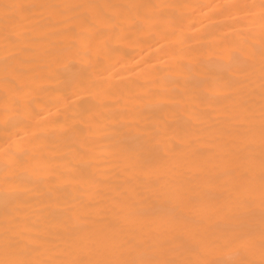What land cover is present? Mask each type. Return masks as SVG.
Wrapping results in <instances>:
<instances>
[{
    "label": "bare ground",
    "instance_id": "obj_1",
    "mask_svg": "<svg viewBox=\"0 0 264 264\" xmlns=\"http://www.w3.org/2000/svg\"><path fill=\"white\" fill-rule=\"evenodd\" d=\"M259 2L0 0V32L5 4L36 5L13 10L15 45L0 39V96L11 78L30 99L8 123L0 113V238L5 190L13 188L12 225L25 242L43 238V257L65 247L67 221L99 242L136 237L148 253L195 258L192 232L211 241L229 222L201 212L186 224L191 210L171 200L161 212L157 192L188 188L223 203L249 129L258 175L259 21L219 6ZM133 4L164 7L144 20L125 7ZM117 13L110 28L97 22ZM237 48L241 57L256 52L246 71L243 60L229 59ZM18 147L27 149L23 159L6 166Z\"/></svg>",
    "mask_w": 264,
    "mask_h": 264
},
{
    "label": "snow or ice",
    "instance_id": "obj_2",
    "mask_svg": "<svg viewBox=\"0 0 264 264\" xmlns=\"http://www.w3.org/2000/svg\"><path fill=\"white\" fill-rule=\"evenodd\" d=\"M3 7L5 9L4 24L0 39L6 45H15L20 38V33L16 30L17 16L14 15L13 10L19 13L36 7V5L5 4ZM125 7L135 10L133 13L135 19L147 20L149 10L155 11L164 6L133 4ZM219 7L226 12H244L253 22L257 19L259 21L261 68L259 143L261 152L258 175L255 157L251 151L255 144V133L249 129L242 142V147L246 150L241 157L243 163L230 170L236 182L232 185L223 203H209L210 192L181 187L162 188L158 190L157 195L162 200L161 212L167 209L171 200H176L189 208L192 214L181 218L186 224L194 222L201 212H206L211 217L228 221V227L211 241L202 238L201 231L203 230L192 232L189 250L195 258L171 259L156 252L148 253L144 250L143 242L136 237H129L119 243L99 242L90 235L78 234L76 229L65 221L62 232V234H68L65 247L54 250L53 256L43 257V238H40V241L33 239L25 242L26 235L12 225L16 216L14 215V201L9 197L15 189L8 188L5 190L6 226L0 238V264H264V0H260L258 5L255 3H224ZM256 8L259 9L258 14L250 11ZM119 15L122 14L98 16L97 22L104 28H110ZM98 43L102 48L104 41L100 40ZM245 52H248L247 57H241L237 48L229 57L230 60L234 58L243 60L245 67L241 71L247 70L256 55L254 48L245 49ZM29 104L30 99L24 93L23 87L15 79L6 78L4 94L0 96V113L3 114L4 122L8 123L21 109L26 110ZM249 119L251 120V117ZM26 151V148L18 147L12 154L15 159L7 161L6 166L23 159ZM208 183L214 184L215 179L210 178ZM120 204L122 208L127 209L128 216L135 214L133 206L127 202L126 198H122Z\"/></svg>",
    "mask_w": 264,
    "mask_h": 264
}]
</instances>
